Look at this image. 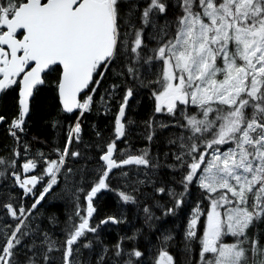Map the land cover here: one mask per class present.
I'll return each mask as SVG.
<instances>
[{"label":"trees","instance_id":"16d2710c","mask_svg":"<svg viewBox=\"0 0 264 264\" xmlns=\"http://www.w3.org/2000/svg\"><path fill=\"white\" fill-rule=\"evenodd\" d=\"M24 1L0 0V17L6 6ZM252 1L262 11L264 0ZM113 7L115 51L107 64L97 65L92 84L81 93L80 101L91 95V103L79 118L78 112L60 107L57 66L34 90L21 128L5 127L20 119L18 79L0 99V117L5 119L0 156L14 148L13 171L19 172L28 154L45 162L49 155L64 158L52 187L60 191V204L47 201L44 208V259L25 244L24 228L5 250L10 224H0V264H156L162 252L171 257V264H264V72L251 75L232 30L260 26L264 13L252 15L249 6L250 14L243 18L236 0H114ZM210 7L227 16L230 30L224 49L217 51L210 42L213 64L208 77L220 82L245 69L240 89L228 102L213 97L198 105L186 100L173 111L159 110L156 97L165 81L167 48L181 33L186 15L207 21ZM124 102L118 133L117 112ZM76 125L78 133L73 131ZM110 147L116 166L107 171L100 157ZM225 149L244 161L237 170L245 184L234 183V174L227 172L228 185L209 191L203 179L212 164L222 167L219 157ZM0 171L6 172L5 160ZM90 193L88 227L80 228ZM237 197L238 218L242 214L247 220L240 229L236 224L225 232L216 251H204L210 206ZM197 215L191 232L190 221Z\"/></svg>","mask_w":264,"mask_h":264},{"label":"water","instance_id":"95a60500","mask_svg":"<svg viewBox=\"0 0 264 264\" xmlns=\"http://www.w3.org/2000/svg\"><path fill=\"white\" fill-rule=\"evenodd\" d=\"M0 27L6 30L0 42L8 46L10 55L0 78V93L12 75L20 74V119L14 123L17 128L29 114L34 90L42 86L44 74L53 66L60 68V107L64 112L76 113L80 95L92 84L97 64H107L116 47V25L109 0H25L12 17H3ZM19 33H23L21 39L13 35ZM126 106L124 102L117 112L118 133L122 131ZM113 157L112 151L100 157L107 170L113 166Z\"/></svg>","mask_w":264,"mask_h":264},{"label":"rangeland","instance_id":"374dc122","mask_svg":"<svg viewBox=\"0 0 264 264\" xmlns=\"http://www.w3.org/2000/svg\"><path fill=\"white\" fill-rule=\"evenodd\" d=\"M114 13L113 1L109 0ZM239 11H242L243 18L250 14L254 15L261 10L258 2L252 0H236ZM242 6H245L242 7ZM250 6V8H249ZM17 6H6L2 13L11 16ZM261 13H264V3ZM203 21L197 15H186L183 18L181 33L175 41L167 48L169 55L165 60V81L160 85L161 90L156 97L157 107L159 110L173 111L177 104L186 103L188 100L191 103L207 102L215 97L218 100L228 102L233 99L240 89L241 81L245 78V69L240 72L230 75L220 82L210 81L208 72L213 64V49L212 43L217 51L224 49L227 46V34L230 30L227 16L215 11L212 7L205 11ZM1 18V17H0ZM260 26H254L251 29L234 27V40L242 44V57L245 63L251 68V75L255 76L258 73L264 72V15L260 19ZM208 21L212 25H208ZM211 42V43H210ZM246 68V67H243ZM19 76L13 75L11 78L12 85ZM91 99L86 96L79 104V111H86L90 106ZM242 143L245 142L243 139ZM109 151H113L110 147ZM236 158L238 159L236 165ZM219 159L221 165L214 167L212 164L211 171L204 177L203 182L209 191H215L224 188L228 185L227 172L234 174V183L240 186L245 184L244 176L237 170L239 165H243L244 161L239 155H236L234 150L225 149L220 154ZM115 163L113 167H115ZM58 167V165H57ZM195 170L196 166L193 167ZM241 177V179L239 178ZM242 188H239L241 192ZM233 196L234 190H231ZM238 200L219 199L212 204L205 217V226L203 232V249L204 251L214 252L218 249V242L223 237L225 232L247 220L240 216L238 218L235 203ZM86 215L79 227H88L87 218L91 215V194L85 198ZM199 215L190 221L189 228L191 232L197 224ZM235 226L234 228H232ZM236 231V230H235ZM241 231V230H240ZM211 240V244L208 241ZM223 249V248H220ZM226 253V250L222 252ZM156 264H171V257L165 252L159 254Z\"/></svg>","mask_w":264,"mask_h":264},{"label":"flooded vegetation","instance_id":"af4514ba","mask_svg":"<svg viewBox=\"0 0 264 264\" xmlns=\"http://www.w3.org/2000/svg\"><path fill=\"white\" fill-rule=\"evenodd\" d=\"M45 1L47 0H42L43 3ZM4 33L5 29L0 27V38ZM14 36L21 39L22 33ZM8 61L9 49L0 42V78L3 75V70L8 66ZM10 84L11 81L1 91L0 99ZM4 120V117L1 116L0 125ZM12 126V122L5 124L6 128H12ZM9 133L12 135V131ZM49 156L50 159L45 162V159L35 158L34 155L31 157L28 154V158L21 163L19 172L13 171L15 157L13 147H10L8 153L0 156L1 164H4V160L6 161V172L0 171V197L2 194L5 195L4 199H0V224H10L7 232L10 235L5 250L13 244L19 231L24 228V232L27 234L23 239L25 244L33 245V255L44 259L46 235H44L43 224H47L44 208L47 206V201L53 200L60 204V191L52 188L56 185L55 182L60 172L57 171L56 165L60 158ZM54 224H59V222Z\"/></svg>","mask_w":264,"mask_h":264}]
</instances>
